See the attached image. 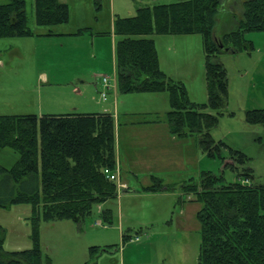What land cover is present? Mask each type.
<instances>
[{
    "label": "trees",
    "instance_id": "obj_1",
    "mask_svg": "<svg viewBox=\"0 0 264 264\" xmlns=\"http://www.w3.org/2000/svg\"><path fill=\"white\" fill-rule=\"evenodd\" d=\"M222 1L180 0L113 18L118 37L114 46L117 91L167 93L170 109L164 120L170 134L194 137L202 153L209 155L217 154L220 146L227 147L210 134L227 104V74L218 55L250 53L253 46L244 35L264 32V0H242L236 25L217 44L212 35ZM25 4V0L0 3V38L33 35ZM68 19L66 3L33 0L34 25L52 27ZM154 35L202 38L205 102L190 101L184 85L160 70ZM245 120L264 125V109L247 110ZM4 148L16 153L17 160L10 168L0 166V209L31 205L33 247L4 252L0 246V264H49L48 259L44 263L38 243L39 223L66 219L79 224L94 207L116 197L114 182L103 173L115 167L114 116L107 112L0 115V149ZM227 148L233 166H240L235 181L227 183L222 176L201 172L199 179L181 185L184 195L200 205L197 264H264V184L253 182V171L243 166L248 157L241 150ZM151 179L152 185L145 190L162 189L159 179ZM99 250L90 247V258Z\"/></svg>",
    "mask_w": 264,
    "mask_h": 264
},
{
    "label": "rangeland",
    "instance_id": "obj_2",
    "mask_svg": "<svg viewBox=\"0 0 264 264\" xmlns=\"http://www.w3.org/2000/svg\"><path fill=\"white\" fill-rule=\"evenodd\" d=\"M25 1V11L29 26L35 35L43 34L48 29H52L54 32L66 31V29L62 30V27L34 25L33 0ZM177 1L180 0H66L70 16L69 24H73L74 21L82 18L83 20L81 21L89 25L93 32L103 29L104 31L106 30L109 8L112 4L114 7V16L129 17L133 16L138 8L174 3ZM1 2H5V0H0ZM241 2L242 0L222 1V5L216 16V23L212 35L217 44L220 43L223 35L231 31L236 25L240 16ZM196 36H189V38L193 39H187L189 45L186 48H184L185 39H180L182 37H176L178 38L176 42L179 46L176 48L173 46L171 39L165 37L158 42L157 49L159 50L161 66H164L165 69L174 73L176 77L186 79L187 89L193 95H196V92L200 91V100L197 103H203L207 99L206 89H204L205 76L202 56L204 51L200 36ZM244 37L253 46L250 53L239 52L235 55L220 53L218 55V61L223 64L227 74V104L223 109V113L217 116V124L210 130V134L214 141H222L232 150H241L248 157V160L243 166L253 171V182L264 184V125L249 124L245 120V112L247 110L264 109V32H249ZM33 40H37V37H29L27 40L26 38H0V115L33 113L29 112V110L32 111L39 104L42 105V110L45 111L43 113H50L51 115L58 113L65 104L62 92H66V87L63 79H67L68 75L61 78V80H52L50 86L45 85L37 77L44 71L50 77L56 75L54 69H51L55 58H62L64 56L69 58L71 57V52L67 53V50H63V48L58 47L56 44L49 46L41 45L40 41ZM86 40L88 39L83 40L84 44ZM169 48H173V51L170 50V53H173L175 50L181 52L183 48L189 51V69L187 66L185 69L182 61L179 60H176L174 64H169L166 59L169 55L166 49ZM60 54L63 55L59 57ZM96 55V60L98 61L87 57L83 53L79 55L84 60V69H93L95 71L98 65L103 64L107 66L110 64V58L107 55L106 49L99 51L97 49ZM185 61L187 63L186 58ZM101 68L102 66L99 69ZM105 75L103 76L111 78L113 74ZM60 81H63L61 82L63 85H60ZM108 87L109 82L105 88ZM47 89L53 90L52 93L54 95L52 94L50 98L44 97ZM189 91L187 92L189 93ZM102 92L99 94L100 97ZM137 94L117 92L115 100L118 102V107L115 104L117 109L113 110L112 114L116 120L119 118L118 123L123 121L124 114L127 113L125 111L129 113V111L138 112L144 109L142 107L145 106V103H138L139 100L134 99L136 97H132ZM165 94L168 98V94ZM107 97L111 99L113 95L108 93ZM101 100L103 99L101 98ZM169 109L170 106H168ZM208 112L213 113L211 110H208ZM124 144L123 136L119 139V146L117 141L115 143V166H118V148L120 147V153L123 155L122 148ZM162 144L160 149L162 146L165 149L170 147L168 142ZM192 144V141H190L188 146L189 150ZM196 144L194 161L196 163L199 159L200 169L198 170L199 172L197 171L198 173L193 174L194 180L199 179L200 171L222 176L227 183L236 180L240 166H237L238 168L233 166L227 147L220 146L217 154L209 155L202 153L198 142ZM170 151L172 152V149ZM16 160L17 154L12 150L7 148L0 149V166L10 168ZM128 171L135 173L141 172L136 168H126V181L128 182V186L125 185L126 188H120L116 191L121 196L124 193L120 192L126 189V220L124 217V225L130 226L126 230L131 229L135 231L140 228L137 225H141L143 226L142 229L150 228L153 231L157 223H162L164 219L172 217V232L177 229L178 225H180L181 229L184 228L188 231L186 233H180L179 237H186L190 241L187 251L196 259L200 244V224L196 219L199 203L187 201L190 195H186L188 197H181L179 192L181 191L183 193V191L180 185L173 187L168 186L170 185L169 182L167 184L162 182V186L166 185L165 187L169 190L166 194L177 195L180 200L175 201L176 207L175 211L172 210V213L171 210L161 214L154 212L159 201L156 199L157 197L155 198L151 195L153 193H149L151 191L145 190L146 187H144L147 184L153 183L152 179L149 178V174H142L141 172L135 178ZM155 178L160 180L159 177ZM165 179L171 181L172 177L166 176ZM119 180L124 184L120 178V174ZM117 201L118 199L112 197L99 204V207L104 212L106 210L111 212L116 207ZM180 205L185 207L183 212L176 217L180 211ZM181 216L183 217V222L179 223L177 219ZM31 218L32 207L30 204H12L8 208L0 209V246L2 251L19 252L29 250L33 247ZM97 222H100V224H97ZM151 223L154 227H144V225H150ZM112 224V222L103 220L98 206L94 207L92 213L85 216L79 224L66 219L50 222L41 221L38 228V243L44 263L48 259L49 264H82L87 254L85 262L91 260L93 264H115L116 257L107 251H110V249L104 252H94L93 258H90L89 253V248L92 245L97 246L95 244H89L91 241H96L94 235L97 232H100L104 238L102 244L99 246L117 245L112 250L118 248L120 239L119 236L116 238V231H114V225ZM160 228L166 230L163 226H160ZM141 240L142 236L140 237ZM160 240L168 242L170 237L169 235H163L160 237ZM181 241L182 238L179 240V243ZM133 258L138 264L144 263L147 260V253H136Z\"/></svg>",
    "mask_w": 264,
    "mask_h": 264
},
{
    "label": "crops",
    "instance_id": "obj_3",
    "mask_svg": "<svg viewBox=\"0 0 264 264\" xmlns=\"http://www.w3.org/2000/svg\"><path fill=\"white\" fill-rule=\"evenodd\" d=\"M63 3H66V0H60ZM114 7L113 4L109 8L108 14V22L106 25V30L93 32L91 27L84 23L82 18L74 21L73 24L70 23V16L68 22L66 24L56 25V27H62V30L66 31H52V29H48L45 33L40 35H35L33 33L32 36L29 37H37V40L40 41L41 45H54L56 44L58 47L63 48V50H67L71 52V57H62L55 58V62L52 65L51 69H54L56 75L50 77L48 73L45 71L38 75L37 78L41 79L45 85H51L50 82L52 80H61V78L66 77L67 79H63L65 82V91L62 92L64 96L65 104L64 106L55 113L59 114H68V113H99V112H107L112 114L113 110L117 109L118 102L115 100L117 89H116V79H115V58H114V46L115 41L118 37L114 34L113 31V18H114ZM75 24V25H74ZM74 25V26H72ZM55 27V26H53ZM59 29V28H57ZM33 32V31H32ZM197 37L196 35H154L152 39L154 40L155 48L158 56V65L160 70L170 79L176 82H180L186 88V92L189 91L187 89V81L183 78L176 77L174 73L165 69L164 66L160 64V55L159 50L157 49L158 42L163 38H169L172 41L173 46L179 47L176 42V37H182L180 39H185V45H189L187 39ZM29 37L26 38V40ZM86 37V38H85ZM84 39H88L83 43ZM201 42L202 38L200 37ZM175 41V42H174ZM182 44V43H181ZM203 45V43H202ZM203 47V46H202ZM178 51L175 50L173 53H170V50L173 51V48L166 49L168 52V57L166 58L169 64H174L176 60L182 61L183 67L186 69V66L189 69V51L188 50ZM97 49L99 50H107V55L110 58V64L104 66L103 64L98 65V67L93 71V69H84V60L79 57V55L86 54L87 57L92 59L97 58ZM204 51V48H203ZM82 52V53H81ZM165 52V50H164ZM228 53L229 55H235L237 53L231 52H223ZM63 54H60L61 57ZM201 56V55H200ZM203 62H204V54ZM86 57V59H87ZM187 59V63L185 61ZM201 58V57H200ZM98 61V60H96ZM100 66H102L101 69ZM105 74H113L108 78L109 87L105 88L102 83L103 75ZM106 76V75H105ZM60 81V85H63ZM59 82V81H53ZM205 84V78H204ZM106 89V90H105ZM206 89V84L204 86ZM53 90H48L44 94V97L50 98ZM105 91L106 97L104 100H101L100 92ZM108 93L113 95V98H108ZM134 94V93H133ZM190 101L197 103L200 100V91L196 92V95L187 92ZM54 95V94H53ZM134 99L139 100L138 103H143L142 111L132 112L125 111L123 121L118 123L119 118L115 119V143L117 141L119 146V139L123 136V155L120 153V147L118 148V170L120 174V178L122 182L127 185L126 181V168L128 169H138L142 172V174H149V178L159 177L161 184H167L168 186H178L187 182L188 180L194 179L193 174L198 173L200 169V161L197 160L195 163V151H196V139L194 137L187 138H177L170 134L167 123L164 120L165 113L168 111L169 100L164 92L162 93H138ZM126 101V99H125ZM117 105V107L115 106ZM43 107L41 104L37 105L32 109L33 113L27 114H35L43 115L50 113H43L45 111L42 110ZM59 110V109H58ZM23 115V114H16ZM113 115V114H112ZM114 116V115H113ZM192 141L191 148L189 150V142ZM127 142V145H126ZM168 142L170 147L165 149L164 146L160 149L162 143ZM164 147V148H163ZM198 148V146H197ZM172 149V152L170 151ZM144 169V170H141ZM198 171V172H197ZM130 175L137 178L141 172L135 173L132 171H128ZM201 173V171H200ZM166 176H171L172 180L167 181L165 179ZM166 182V183H165ZM152 184H147L144 187H149ZM163 185V184H162ZM128 186V185H127ZM166 186V185H165ZM165 186L163 189L158 191H151L149 193H153V195L158 201L159 204L154 212L165 213L171 210L175 211L176 200L179 201L180 198L177 195L166 194L169 191ZM180 191V190H179ZM120 193H124L123 195L116 194L117 205L112 209L111 212L107 210L105 213V220L107 222H112L114 225V231H116V238L120 239V245L116 250H112L117 245H105L99 246L103 242V236L100 232L94 235L96 241H91L89 244H95L97 246L92 245V247H98L99 251L104 252L107 249L108 252H111L112 255L116 257L115 264H138L135 262L133 256L136 253H147V260L144 263L139 264H197V259L193 258L192 254H189L187 249L189 247V240L186 237H179L180 233H186L184 228L181 229L180 225H178L177 229L172 232V217L169 219H164L162 223H157L154 230L151 231L150 228H143L141 225H137L140 228L137 230H131L126 228H130V226L124 225V217L126 220V189L122 190ZM180 196H185L181 191L179 192ZM157 195V196H156ZM188 197V196H186ZM187 201H193L192 196L187 198ZM162 202V204H161ZM183 205H180V211L176 215H180L184 210ZM200 207V205H199ZM99 212L102 214L104 212L99 206ZM199 209V208H198ZM197 209V210H198ZM179 223L183 222V217L177 219ZM103 226V225H102ZM154 227L151 223L150 225H144ZM160 226L165 227L166 230H162ZM93 235V234H91ZM163 235H169L170 240L168 242H164V240H160V237ZM135 236H142V240L140 241V237L138 241L132 240ZM182 238V241L179 243V240ZM192 243V242H191ZM87 257V254H86ZM86 257L83 261L86 264ZM88 262V261H87ZM82 263V264H83Z\"/></svg>",
    "mask_w": 264,
    "mask_h": 264
},
{
    "label": "built area",
    "instance_id": "obj_4",
    "mask_svg": "<svg viewBox=\"0 0 264 264\" xmlns=\"http://www.w3.org/2000/svg\"><path fill=\"white\" fill-rule=\"evenodd\" d=\"M102 82L104 84V86H107L108 84V79L107 78H103ZM101 98L104 100L105 99V93L102 92L101 93ZM104 175L106 176L107 179H109L110 181H113L116 185L117 190L120 188H126L125 184H122L119 180V170H118V166H115L114 169H108L105 168L103 170ZM98 224H100L98 222ZM139 239V237H135L133 240L137 241Z\"/></svg>",
    "mask_w": 264,
    "mask_h": 264
}]
</instances>
